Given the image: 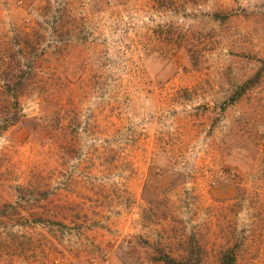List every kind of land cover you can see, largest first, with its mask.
I'll return each mask as SVG.
<instances>
[{"label": "rangeland", "instance_id": "1", "mask_svg": "<svg viewBox=\"0 0 264 264\" xmlns=\"http://www.w3.org/2000/svg\"><path fill=\"white\" fill-rule=\"evenodd\" d=\"M264 264V0H0V264Z\"/></svg>", "mask_w": 264, "mask_h": 264}, {"label": "trees", "instance_id": "2", "mask_svg": "<svg viewBox=\"0 0 264 264\" xmlns=\"http://www.w3.org/2000/svg\"><path fill=\"white\" fill-rule=\"evenodd\" d=\"M161 255V260L165 261V264H201L200 261H196L195 259H189V258H182V259H176L173 258L165 253H162V251L159 252ZM236 261V255L233 252V250H230L229 252L226 251L224 255L222 256L219 264H235Z\"/></svg>", "mask_w": 264, "mask_h": 264}]
</instances>
